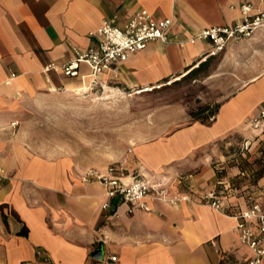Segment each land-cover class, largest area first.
<instances>
[{
  "label": "crops",
  "instance_id": "1",
  "mask_svg": "<svg viewBox=\"0 0 264 264\" xmlns=\"http://www.w3.org/2000/svg\"><path fill=\"white\" fill-rule=\"evenodd\" d=\"M243 2L264 8V0H0V264H43L37 249L49 264L246 263L251 251L240 243L231 214L264 199V172L238 188L222 169L224 148L237 137L245 138L250 155L264 141L247 123L264 107V28L215 55L206 41L177 43L201 28L232 24ZM141 9L172 19L169 42L150 41L97 78L85 64L76 76L44 71L48 62L65 63L72 47L86 49L104 19L123 26ZM180 78L205 84L146 109L121 149L105 154L107 164L90 166L77 151L48 150L27 126L40 106L66 94L148 92ZM204 105H217L213 121L191 117ZM113 164L123 167L124 180L142 173L165 184L169 196L189 199L149 198L143 210L108 200L100 182L81 179L88 169L103 172ZM238 173L229 167V175ZM208 190L219 194L222 211L192 201Z\"/></svg>",
  "mask_w": 264,
  "mask_h": 264
},
{
  "label": "built area",
  "instance_id": "2",
  "mask_svg": "<svg viewBox=\"0 0 264 264\" xmlns=\"http://www.w3.org/2000/svg\"><path fill=\"white\" fill-rule=\"evenodd\" d=\"M240 17L229 25H213L196 31L185 40L177 43L183 46L185 43L206 41L211 45L209 54L220 52L231 40L248 38L260 28H264V8H254L250 2H243L239 6ZM172 19L153 18L146 10L141 9L131 14L123 26H119L111 19H104L97 29L89 35L94 41L86 48H71V56L68 60L56 65L48 62L44 65V71L60 70L65 76L79 74L81 64L88 67V75L97 78L102 73L113 69L117 62L125 61L137 51L145 48L150 41L169 42L168 28ZM214 114L208 116V121H213ZM17 122L12 121L14 126ZM253 130L264 129V108H261L250 120ZM124 169L119 164H113L101 172L96 169H88L81 176L83 181H98L105 188V196L108 200L136 203L139 208L149 210L147 199H159L169 203L179 200H188L187 195L169 196L168 187L152 180L142 173L133 174L128 180L123 179ZM4 178L0 168V181ZM102 204V208L109 206V201ZM198 204H204L222 211L223 200L215 190L204 191L199 194ZM130 211V210H129ZM231 216L236 220L235 229L242 245L251 251V256L245 264H262L264 262V199L252 200L245 207L235 210ZM36 255L43 264H49V257L43 255L37 249ZM114 260V256H110Z\"/></svg>",
  "mask_w": 264,
  "mask_h": 264
},
{
  "label": "rangeland",
  "instance_id": "3",
  "mask_svg": "<svg viewBox=\"0 0 264 264\" xmlns=\"http://www.w3.org/2000/svg\"><path fill=\"white\" fill-rule=\"evenodd\" d=\"M203 82L200 79L180 78L170 85L140 94L133 90L88 96L81 91L66 94L40 106L39 111L27 121V126L33 132V141L46 146L48 150L63 153L77 151L79 159L84 163L87 161L90 166L107 164L105 154L121 149L130 129L146 116V109L189 97L198 88L204 87ZM136 110L145 111V114L135 117ZM249 128L253 136L264 134V129L253 130L250 125ZM259 144V152L251 155L245 149L246 140L243 137H237L231 148H224L223 164L227 168L222 170L232 186L242 187L264 172V141ZM231 165L240 170L238 175L228 174Z\"/></svg>",
  "mask_w": 264,
  "mask_h": 264
},
{
  "label": "trees",
  "instance_id": "4",
  "mask_svg": "<svg viewBox=\"0 0 264 264\" xmlns=\"http://www.w3.org/2000/svg\"><path fill=\"white\" fill-rule=\"evenodd\" d=\"M216 108L217 105L198 106L195 110L190 111V115L194 119H200L201 121H208L209 115L211 114L215 115Z\"/></svg>",
  "mask_w": 264,
  "mask_h": 264
},
{
  "label": "bare ground",
  "instance_id": "5",
  "mask_svg": "<svg viewBox=\"0 0 264 264\" xmlns=\"http://www.w3.org/2000/svg\"><path fill=\"white\" fill-rule=\"evenodd\" d=\"M137 90V89H136ZM147 90H150V88H143L141 90H137L136 93H140V92H143V91H147Z\"/></svg>",
  "mask_w": 264,
  "mask_h": 264
},
{
  "label": "water",
  "instance_id": "6",
  "mask_svg": "<svg viewBox=\"0 0 264 264\" xmlns=\"http://www.w3.org/2000/svg\"><path fill=\"white\" fill-rule=\"evenodd\" d=\"M96 255L99 257L100 256V252H98Z\"/></svg>",
  "mask_w": 264,
  "mask_h": 264
}]
</instances>
